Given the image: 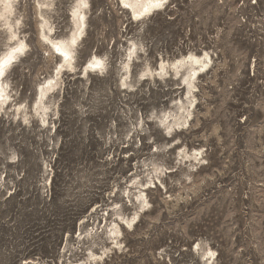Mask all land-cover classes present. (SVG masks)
I'll list each match as a JSON object with an SVG mask.
<instances>
[{
    "label": "rangeland",
    "instance_id": "rangeland-1",
    "mask_svg": "<svg viewBox=\"0 0 264 264\" xmlns=\"http://www.w3.org/2000/svg\"><path fill=\"white\" fill-rule=\"evenodd\" d=\"M71 4L55 0L57 37L70 33ZM34 5L15 6L29 51L7 75L11 102L27 112L59 61L38 41ZM86 19L75 73L66 70L50 123L0 115V264H81L106 246L99 264H203L197 242L215 251L217 264H264V0H173L142 24L117 0H90ZM131 41L153 68L160 55L213 53V69L198 81L197 122L177 131L189 149L204 148V164H180L175 149L164 150L169 138L155 117L181 96L174 81L119 86ZM6 44L0 29V54ZM94 53L105 56L107 72L84 77ZM138 62L133 79L144 68ZM153 163L166 172V189L146 191L148 210L112 248L105 231L115 211L133 213V183L150 179Z\"/></svg>",
    "mask_w": 264,
    "mask_h": 264
},
{
    "label": "bare ground",
    "instance_id": "bare-ground-1",
    "mask_svg": "<svg viewBox=\"0 0 264 264\" xmlns=\"http://www.w3.org/2000/svg\"><path fill=\"white\" fill-rule=\"evenodd\" d=\"M18 1L0 0V29L6 33L7 39L6 48L0 54V115H7L10 112L13 115L14 121L19 120L26 124L34 116L38 125L41 126L42 124L44 126L50 123L49 120L52 114H58L55 107L56 101L54 102L53 99L62 88L64 75L68 70L75 73L77 65L75 63L74 52L86 34V16L90 11V0H73L70 10L72 27L69 35L64 37L55 36L53 23L50 21L52 17L51 13L54 11L55 0H34L38 41L41 44L45 43L49 50L52 51V54L56 53L55 55L58 56L59 61L56 62L52 73L42 83L38 84L30 112L25 110V106L22 103L13 104V101L11 102L12 89L7 81L8 73L22 57H26L29 51L28 44L20 36V26L22 23L15 14V6ZM172 1L117 0V4L123 12L129 15V19L132 22L142 24L153 15L157 13L163 14L167 11ZM124 56L125 58L120 63L118 69V83L123 90L133 91L139 82L155 84L158 80L164 83L168 80L174 81L177 87L182 90L181 96L174 100L172 104L173 109L169 112L168 110L167 112H162L160 116L155 117L156 122L163 127V136L167 139L169 138V142L163 144L164 150L175 149L176 158L179 159L180 164L183 163L185 165L189 163L191 167H194L197 163L204 164L206 159L204 148L197 146L189 149L183 144L177 131L188 130L197 122L195 111L198 106L196 94L199 91L198 81L213 69V53L207 49L200 52L189 50L172 59L160 55L156 67L153 68L150 66L149 57L144 46L131 41ZM135 60L139 61L144 68L133 79L131 68ZM91 72H96L100 75H104L107 72V59H105V56L94 53L87 59L80 73L88 78ZM140 124L142 132L145 131L147 128L144 129L143 120H141ZM157 165L153 163L154 177L151 175L152 177L144 182L138 181V179L134 183L132 182L134 188L137 189V194H135L134 198L136 199L137 206L133 213L126 216L120 211H115V218L105 231L108 239H110V243L113 244L112 248L120 250L122 244L120 237L123 228L128 231L133 230L139 223L141 215L148 210L149 201L146 191L151 186L166 189L162 179L166 172L159 169L160 166L158 167ZM109 250V246L104 247L101 252L89 250L87 258L85 257L86 259H83L81 264H99L103 262V258ZM192 250L199 253L203 264H217L215 261V251L211 247L197 242L193 244Z\"/></svg>",
    "mask_w": 264,
    "mask_h": 264
}]
</instances>
